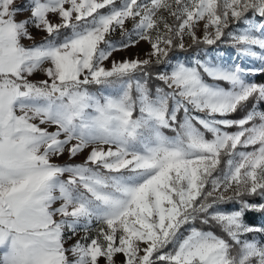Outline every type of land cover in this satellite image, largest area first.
<instances>
[{
	"label": "snow or ice",
	"instance_id": "6c2138e0",
	"mask_svg": "<svg viewBox=\"0 0 264 264\" xmlns=\"http://www.w3.org/2000/svg\"><path fill=\"white\" fill-rule=\"evenodd\" d=\"M185 37L260 65L153 76ZM258 74L264 0H0V264H264Z\"/></svg>",
	"mask_w": 264,
	"mask_h": 264
},
{
	"label": "rangeland",
	"instance_id": "374dc122",
	"mask_svg": "<svg viewBox=\"0 0 264 264\" xmlns=\"http://www.w3.org/2000/svg\"><path fill=\"white\" fill-rule=\"evenodd\" d=\"M25 15H27V13H25ZM252 22H255V18H253ZM238 31V29H235ZM33 31V35L35 36L36 40L39 41L42 36L44 35L42 32H39L35 29L32 30ZM197 35L202 36V32L198 30ZM113 39L114 40H120V34L119 32L114 33L113 34ZM191 41V39L189 37H185V45L189 44ZM25 43H31V41H25ZM149 51V46L144 43L141 42L138 46L136 47H132L129 48L127 50H123V51H117L113 54L112 59L113 60H123L125 58L128 59H146L147 58V52ZM210 59L213 63H223L225 65H233L236 63H240L242 64V66L244 67H258L260 65V62L258 60H253L251 58L248 57H243L237 54V51L235 48L232 49H227V50H221V49H206V55L205 56H200L197 54H190V55H178L175 58H171L167 64L162 65V67L160 68V70L158 71H163L165 70L166 67H168V65L171 64H175L177 62H183L186 64H191L195 59ZM111 66V61H106L105 62V67H110ZM156 73V72H155ZM43 75L42 74H37L34 79L35 80H40L43 79ZM251 79V77H249ZM118 85H112L110 87H105V86H99L98 89H93L91 91H93L94 93H107V94H115V91L117 90ZM83 159V157L78 158L75 162L79 163L81 162V160ZM72 162V161H68V157L67 154L64 155V157L55 160L54 162L56 163H64V162ZM84 235V231L83 229H81L78 233L77 236L73 237L72 241H69V243L74 242V240L79 239L81 236ZM119 259V257L117 258ZM101 264H103V261H101Z\"/></svg>",
	"mask_w": 264,
	"mask_h": 264
},
{
	"label": "trees",
	"instance_id": "16d2710c",
	"mask_svg": "<svg viewBox=\"0 0 264 264\" xmlns=\"http://www.w3.org/2000/svg\"><path fill=\"white\" fill-rule=\"evenodd\" d=\"M235 30V29H234ZM221 49V50H227V49H232L234 47H232L230 41H228L227 39H225L222 42H218L217 44L214 45H207V44H192V42H190L189 44L185 45V48L183 50L177 48L175 51H173L170 56L171 58H175L178 55L182 54V55H190V54H197L200 56H205L206 55V49ZM162 67V65H151L150 66V71L153 73V76L155 75V72H157L158 70H160V68ZM139 75V74H137ZM251 79L255 80L257 83H264V74H258L255 76H252ZM149 87L152 88V90H155V86H161L163 87V85L159 82L156 81L155 79L149 80L148 81ZM90 90L93 89H98L99 86L96 85H92L89 86ZM239 115L242 114H236L237 118L239 117ZM167 132V130H165ZM225 208H234L236 207V205L234 204H229V205H225L222 206ZM245 220L248 223H253V224H261L264 223V214L258 213V212H248L245 216ZM197 226L200 227L201 225H199V223H197ZM205 228V230H209V226L205 225L203 226ZM211 230H214L217 232V234H220V230L218 228H212Z\"/></svg>",
	"mask_w": 264,
	"mask_h": 264
}]
</instances>
